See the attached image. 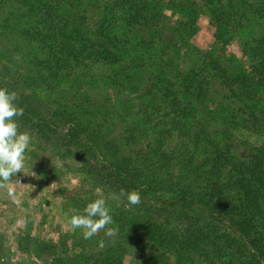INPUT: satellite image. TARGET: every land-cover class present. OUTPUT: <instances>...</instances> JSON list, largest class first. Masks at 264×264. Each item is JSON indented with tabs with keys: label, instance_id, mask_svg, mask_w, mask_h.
Masks as SVG:
<instances>
[{
	"label": "trees",
	"instance_id": "obj_1",
	"mask_svg": "<svg viewBox=\"0 0 264 264\" xmlns=\"http://www.w3.org/2000/svg\"><path fill=\"white\" fill-rule=\"evenodd\" d=\"M169 5L178 22L167 32ZM203 7L211 10L213 36L223 47L235 33L257 26L242 47L250 67L233 78L211 60L200 72L175 67L173 50L189 45L184 36L196 31ZM0 14V28L36 43L41 56H30L39 70L35 78L0 59V88L17 92L24 109L17 123L31 135V146L82 156L80 172L91 183L73 202L81 214L99 198V188L168 196L154 205L111 207L117 234L101 231L90 241L104 240L103 249L83 246L65 231L57 240L28 238L30 247L17 250L33 257L30 264H264V144L238 145L235 153L236 122L224 110L230 97L218 90L221 77L231 94L240 91L235 96L250 102L242 103L249 119L264 126V114L248 108L258 99L264 103V0H0ZM156 51L166 67L154 65L157 56L150 53ZM106 65L119 70L104 75ZM153 80L167 83L165 89L157 90ZM108 86L131 96L115 104ZM186 98L209 100L217 110L210 117H199L197 109L192 117L179 113ZM132 233L148 241L149 256L141 262L127 261ZM5 241L0 233V264L13 261Z\"/></svg>",
	"mask_w": 264,
	"mask_h": 264
},
{
	"label": "rangeland",
	"instance_id": "obj_2",
	"mask_svg": "<svg viewBox=\"0 0 264 264\" xmlns=\"http://www.w3.org/2000/svg\"><path fill=\"white\" fill-rule=\"evenodd\" d=\"M0 14V19H2ZM164 27L167 32L176 29L178 22V16L175 8L167 6L163 14ZM215 21L211 10L206 7L201 8L197 24L196 31L184 36L186 38L187 47L185 43H179V45L173 50V61L175 67H178V72L188 73L190 71L200 72L206 68V64L211 60L218 62L225 70L229 72V75L233 78L243 69L247 70L249 66V60L242 52L243 44L252 36L258 34L257 26L254 24L252 27H248L241 32H237L233 35L232 42L223 47L221 42L215 40L213 33L215 29ZM122 33L125 32L123 29ZM137 35V31H133ZM146 37H150L148 33H144ZM136 41V40H135ZM136 45V44H135ZM143 51L141 54L149 57V54ZM212 54L213 57H207L208 54ZM40 47L36 43L26 42L22 39L19 33H13L4 31L0 28V59L8 65H13V69H20L19 71L25 76L31 77L37 76L39 72L38 67L31 63L30 56H39ZM154 56L153 63L157 67H164L165 61L162 63V58L159 57V53L156 51L151 52ZM139 58L136 62L131 63L129 60L126 64H120V68L130 67L139 62ZM110 65H106L102 70L104 75H112L119 70L114 66L113 69ZM166 67V66H165ZM152 71H154L152 69ZM177 75L178 72H173ZM156 72V71H155ZM33 73V75H31ZM98 74V70H95ZM149 72L146 71V76ZM157 73V72H156ZM97 75L94 78H97ZM212 75H217L212 72ZM29 76V77H30ZM219 76V75H217ZM220 90L224 96H229L224 105V110L227 111L229 117L233 118L236 122L233 129V136L230 138V143H236L235 153H237L238 145L248 146H260L264 144V126H257L252 122L247 112L242 108V103H250L247 99L238 98L235 95L239 94L237 91L235 94H231L229 90L223 85L221 77L218 79ZM157 90H163L167 83H157L153 80ZM94 87L96 84L92 83ZM111 85V84H109ZM109 90L107 94L108 99L119 103H125L128 100L126 97V91L116 87L117 91L114 92L108 86ZM139 93L137 86L135 88ZM101 95L105 96V87H100ZM121 92H118L120 91ZM154 90V89H153ZM135 91V90H134ZM123 96V97H120ZM211 99H215L213 96ZM209 101V100H208ZM197 102L195 99L186 98L185 104H181L178 107L179 113L184 111L185 115L192 117L195 109L200 114L199 117H210L207 115L209 111L214 113L217 109L211 104V102ZM237 101V105L235 104ZM248 101V102H247ZM262 99L252 101L249 105V109L252 112H262L264 114V103ZM160 104V103H159ZM158 104V105H159ZM152 106H157L152 101ZM206 106V113L202 112ZM227 109V110H226ZM192 114V115H191ZM182 115V114H181ZM160 117V115H157ZM164 117V116H162ZM213 117V115H212ZM32 139V143H33ZM187 146L192 147L188 142ZM31 143V144H32ZM25 152V167L22 173L17 174L14 179L20 180L24 186L13 185L15 200L9 197L7 189H0V233L6 237L7 247L12 251L13 261L9 264H30L33 261L32 256L26 255L25 251H18V246H22L24 249L28 238L32 239H58V234L62 231L74 235V239L77 243L83 246H90L92 249L98 247L97 242H90V240H84L82 237V229L73 230L67 223L71 216L81 214L78 207L73 205L74 199L80 197L83 189L89 186L91 182L87 179L86 175L80 172L83 165V158L77 150L73 149H51L48 146L43 149L31 146ZM193 149V148H192ZM34 173L35 175H33ZM39 174V175H38ZM54 183V184H53ZM53 184V185H52ZM52 185V186H51ZM31 186V187H30ZM47 188V189H46ZM34 189V190H33ZM46 189V190H45ZM99 198H104L106 204L111 209L113 206H118L124 203L126 200L120 199L119 201L111 198L112 193L101 188L95 192ZM83 196V195H82ZM142 197V204L154 205L159 203L160 199L167 200L165 196H154L151 194H145ZM108 227L114 228L117 234V227L115 224H111ZM132 246H130L129 256L127 257L128 263L132 261L141 262L149 256L147 248V238L142 234H131ZM31 241V240H30ZM30 250V249H29Z\"/></svg>",
	"mask_w": 264,
	"mask_h": 264
},
{
	"label": "clouds",
	"instance_id": "obj_3",
	"mask_svg": "<svg viewBox=\"0 0 264 264\" xmlns=\"http://www.w3.org/2000/svg\"><path fill=\"white\" fill-rule=\"evenodd\" d=\"M18 99L17 92L0 88V189H7L9 197L13 200H15L13 185L24 186L20 180L14 178L22 173L25 167V152L32 143L31 135L27 131H20L17 123V118L24 115V109L17 104ZM111 198L117 201L125 198L127 206H139L142 203L138 191H126L123 188L119 193H112ZM113 222V216L104 198H97L88 203L83 214L73 215L67 221L73 230H83L84 240L92 239L101 231L106 237H114L116 230L108 227ZM98 247L105 248V241L100 240Z\"/></svg>",
	"mask_w": 264,
	"mask_h": 264
}]
</instances>
